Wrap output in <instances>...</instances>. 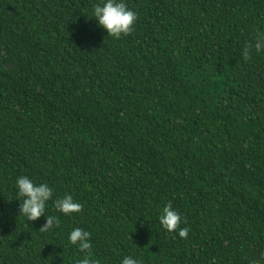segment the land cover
<instances>
[{
	"label": "trees",
	"instance_id": "1",
	"mask_svg": "<svg viewBox=\"0 0 264 264\" xmlns=\"http://www.w3.org/2000/svg\"><path fill=\"white\" fill-rule=\"evenodd\" d=\"M97 3L0 0V264H76L74 227L100 264H264V53L242 54L264 0H125L119 39ZM22 175L82 212L50 202L40 230ZM169 202L186 239L159 224Z\"/></svg>",
	"mask_w": 264,
	"mask_h": 264
},
{
	"label": "clouds",
	"instance_id": "2",
	"mask_svg": "<svg viewBox=\"0 0 264 264\" xmlns=\"http://www.w3.org/2000/svg\"><path fill=\"white\" fill-rule=\"evenodd\" d=\"M92 16L97 24L115 39L130 35L134 25L138 20V15L131 10L125 0H100L94 6ZM257 54L264 53V33H258L254 45H247L243 49V56L250 58L252 51ZM15 191L20 201L19 216H24L27 221H37L45 217L46 222L40 229L49 231L58 228L59 218L54 215H46V210L50 202L53 207L64 216L80 214L83 205L70 194H65L62 198H54V190L47 183H37L28 176H19L15 181ZM22 198V199H21ZM159 224L168 232H177L178 236L186 239L190 228L181 227L182 223H187L171 202L167 203L158 216ZM70 245L78 248L84 254L76 264H100L93 257V245L91 243V233L83 228L74 227L69 235ZM121 264H140V261L132 256L123 257ZM255 264V261L253 262Z\"/></svg>",
	"mask_w": 264,
	"mask_h": 264
},
{
	"label": "water",
	"instance_id": "3",
	"mask_svg": "<svg viewBox=\"0 0 264 264\" xmlns=\"http://www.w3.org/2000/svg\"><path fill=\"white\" fill-rule=\"evenodd\" d=\"M14 66H15V65H11V66H8L7 68L10 69V68H12V67H14Z\"/></svg>",
	"mask_w": 264,
	"mask_h": 264
}]
</instances>
